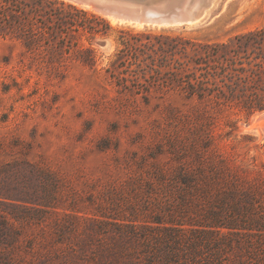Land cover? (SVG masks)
I'll return each instance as SVG.
<instances>
[{
  "label": "rangeland",
  "instance_id": "374dc122",
  "mask_svg": "<svg viewBox=\"0 0 264 264\" xmlns=\"http://www.w3.org/2000/svg\"><path fill=\"white\" fill-rule=\"evenodd\" d=\"M111 26L81 37L90 62L29 64L0 43V264H217L213 249L197 263L189 253L208 229L195 224L207 203L187 179L202 188L200 171L224 169L263 188L264 111L247 117L176 89L136 95L105 69L121 40L141 34L219 43L261 28L264 0H212L192 26ZM247 240L264 253V231Z\"/></svg>",
  "mask_w": 264,
  "mask_h": 264
},
{
  "label": "trees",
  "instance_id": "16d2710c",
  "mask_svg": "<svg viewBox=\"0 0 264 264\" xmlns=\"http://www.w3.org/2000/svg\"><path fill=\"white\" fill-rule=\"evenodd\" d=\"M112 30L105 18L62 0H0V43L19 49L29 64L53 63L63 54L85 55L90 62L92 50L81 37L90 41ZM138 37L145 42L121 40L105 69L120 89L141 96L156 87L176 89L233 106L247 117L264 111V26L219 43L172 34ZM43 52L50 55L45 59ZM218 170L210 176L200 171L202 188L187 179L188 189L207 203L204 223L195 224L208 229L204 239L191 242L189 253L196 263L206 260L201 251L209 248L217 264H263L264 253L254 251L247 237L264 231V184L245 185Z\"/></svg>",
  "mask_w": 264,
  "mask_h": 264
},
{
  "label": "water",
  "instance_id": "95a60500",
  "mask_svg": "<svg viewBox=\"0 0 264 264\" xmlns=\"http://www.w3.org/2000/svg\"><path fill=\"white\" fill-rule=\"evenodd\" d=\"M105 19L151 28L185 27L202 20L212 0H62ZM264 119V118H263ZM264 130V129H263Z\"/></svg>",
  "mask_w": 264,
  "mask_h": 264
},
{
  "label": "bare ground",
  "instance_id": "6f19581e",
  "mask_svg": "<svg viewBox=\"0 0 264 264\" xmlns=\"http://www.w3.org/2000/svg\"><path fill=\"white\" fill-rule=\"evenodd\" d=\"M84 9H87V8H84ZM88 10L92 11L91 9H88ZM107 20H108L111 24L127 25V24L118 23L117 21L112 20V19H110V18H108ZM198 23H199V21H198V22H195V23H192V24H190V25H188V26L196 25V24H198ZM132 26H137V27H142V28H143L142 25H132ZM178 28H179V27H178ZM263 118H264V114H261V116L258 117V118L256 119V122H255V124L258 125V126H260L262 129H264V119H263Z\"/></svg>",
  "mask_w": 264,
  "mask_h": 264
}]
</instances>
